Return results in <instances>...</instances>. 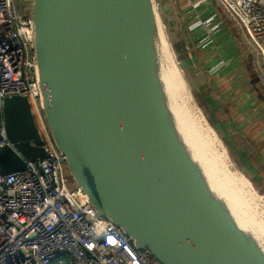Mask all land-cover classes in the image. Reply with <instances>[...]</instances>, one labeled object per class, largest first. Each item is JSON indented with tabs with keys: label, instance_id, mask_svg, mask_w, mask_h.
Wrapping results in <instances>:
<instances>
[{
	"label": "water",
	"instance_id": "1",
	"mask_svg": "<svg viewBox=\"0 0 264 264\" xmlns=\"http://www.w3.org/2000/svg\"><path fill=\"white\" fill-rule=\"evenodd\" d=\"M29 16L47 131L95 210L154 264H264V206L185 87L154 0H31ZM187 104L249 204L199 159L177 112ZM2 113L1 172L47 154L26 96H6Z\"/></svg>",
	"mask_w": 264,
	"mask_h": 264
},
{
	"label": "built area",
	"instance_id": "2",
	"mask_svg": "<svg viewBox=\"0 0 264 264\" xmlns=\"http://www.w3.org/2000/svg\"><path fill=\"white\" fill-rule=\"evenodd\" d=\"M216 1L264 77V0ZM202 2L199 9L210 6L209 0ZM207 14L202 22L216 29L219 13ZM31 38L30 16L21 14L14 0H0V146L12 145L3 126V99L23 95L47 153L26 161L24 169L0 171V264H52L60 254L69 255L71 264H154L67 174L41 111ZM201 41L209 42L208 35Z\"/></svg>",
	"mask_w": 264,
	"mask_h": 264
},
{
	"label": "rangeland",
	"instance_id": "3",
	"mask_svg": "<svg viewBox=\"0 0 264 264\" xmlns=\"http://www.w3.org/2000/svg\"><path fill=\"white\" fill-rule=\"evenodd\" d=\"M14 1L22 14H26V11L30 13L31 0ZM202 1L154 0V4L168 48L185 87L215 130L230 160L249 180L264 206V143L258 138H252L261 133V126L259 121L252 122L247 116H243L238 108H234L243 104L245 106L241 107H249V104L246 105L249 103V97H252L253 107L261 104L264 106V77L250 57L246 58V53H243L244 45L240 40L241 45L238 43V36L231 37L235 47L233 57L225 56L223 49L229 44V40L218 34L219 29L223 27L221 23L225 20L221 14L217 15L215 23L218 27L211 30L212 24L205 25L202 21L209 15L208 12L216 8L209 0L211 9L206 13L204 6H208L207 4H203V8L199 9ZM220 25L222 27L219 28ZM228 27L231 30L233 28L231 25ZM226 34L229 37L232 35L229 30ZM205 35H208L209 42L202 45L201 38ZM211 52L214 54L211 55ZM242 57L245 58L243 61ZM209 58L213 63L206 69L205 63ZM239 62L241 64L238 66ZM228 64L230 67L236 65V68L220 77L229 67ZM223 94H226V99ZM40 124L42 126V123ZM43 128L45 129V126ZM67 174L69 175L68 171Z\"/></svg>",
	"mask_w": 264,
	"mask_h": 264
},
{
	"label": "bare ground",
	"instance_id": "4",
	"mask_svg": "<svg viewBox=\"0 0 264 264\" xmlns=\"http://www.w3.org/2000/svg\"><path fill=\"white\" fill-rule=\"evenodd\" d=\"M181 109L182 108L177 107V112L183 122L187 135L193 142L199 159L201 158L202 160L201 154L203 157L205 156L219 181H221L225 187L227 184L237 198L249 204L243 193L232 183V179L229 176L231 172L229 170H232L233 167L231 164L229 165L224 148L218 141L213 130L209 128L201 114L193 105L192 107L188 105L185 109ZM237 180H239L245 188L250 190L251 185L248 180L244 179L241 175L238 176Z\"/></svg>",
	"mask_w": 264,
	"mask_h": 264
},
{
	"label": "crops",
	"instance_id": "5",
	"mask_svg": "<svg viewBox=\"0 0 264 264\" xmlns=\"http://www.w3.org/2000/svg\"><path fill=\"white\" fill-rule=\"evenodd\" d=\"M161 3V2H160ZM163 6V5H162ZM211 9V6H206L205 8H204V12H208L209 10ZM209 13V12H208ZM223 27H222V26ZM221 25L219 26V28L220 27H222V28H220L219 29V33L218 34H222L223 35V37L225 38L226 37V39L227 40H229L228 41V45L226 46V48H224L223 50H224V54H225V56L226 57H233V54L235 53V47H233V43H232V41H233V38H231V37H237V35H235L234 33H233V31L230 29V27H228V24H227V22L226 21H223V23H221ZM228 30L232 33V35L229 37V35H227L226 34V32H228ZM224 31H225V33H224ZM238 43L240 44V41H239V39H238ZM241 45V44H240ZM223 50H222V52H223ZM243 53H246L247 54V52L245 51V48H243ZM212 54H214V52H211V55ZM215 55H216V51H215ZM220 55V53L217 55V56H219ZM248 56V55H247ZM212 59H213V57H211ZM216 58H218V57H215V59ZM247 58V57H246ZM212 59H208L207 61V63H205V68L206 67H211V65H212V61L214 60H212ZM243 59H245L244 57H242V59H241V61H243ZM191 60V59H190ZM193 61H194V59H193ZM240 61V62H241ZM212 62V63H211ZM215 62V61H214ZM237 63V65L239 66L241 63ZM233 65V64H232ZM228 66L229 67H227V69H226V71H224L223 72V74L220 76V77H224L227 73H229V72H231L234 68H236V65H233L232 67H230L231 65L230 64H228ZM207 69V68H206ZM226 72V73H225ZM235 78V77H234ZM218 79H220V78H218ZM211 83H212V80L210 81ZM223 96H224V99H226L225 97H226V94H223ZM248 102L249 103H246V105L247 104H249V105H247V106H249V107H241V106H245L244 104L243 105H241L240 107H234V108H238V110H239V112L240 113H242V115L243 116H247V118L248 119H250V120H252V122H255L256 120L257 121H259V123H260V126H261V133L260 134H258V135H256V136H253L252 138H256V140H257V138H258V140L259 141H261V142H263L264 143V106L261 104L260 106H257V107H253V105H254V103H251L252 102V97H249L248 98ZM251 122V121H250ZM251 122V123H252Z\"/></svg>",
	"mask_w": 264,
	"mask_h": 264
},
{
	"label": "trees",
	"instance_id": "6",
	"mask_svg": "<svg viewBox=\"0 0 264 264\" xmlns=\"http://www.w3.org/2000/svg\"><path fill=\"white\" fill-rule=\"evenodd\" d=\"M27 10V8H26ZM20 12V11H19ZM21 13V12H20ZM23 13V12H22ZM21 13V14H22ZM24 15H29L28 12L26 11V14ZM72 259L69 255L66 254H60L57 255L53 260H52V264H71Z\"/></svg>",
	"mask_w": 264,
	"mask_h": 264
}]
</instances>
